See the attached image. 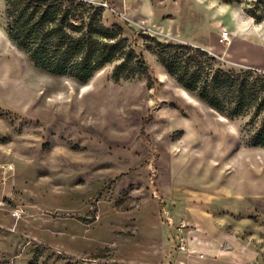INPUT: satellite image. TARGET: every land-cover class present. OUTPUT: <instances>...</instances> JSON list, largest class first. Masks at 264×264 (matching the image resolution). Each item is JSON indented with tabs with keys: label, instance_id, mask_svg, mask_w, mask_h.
<instances>
[{
	"label": "rangeland",
	"instance_id": "rangeland-1",
	"mask_svg": "<svg viewBox=\"0 0 264 264\" xmlns=\"http://www.w3.org/2000/svg\"><path fill=\"white\" fill-rule=\"evenodd\" d=\"M91 1L137 41L151 77L39 68L0 0V264H264V147L153 49L190 43L264 70V20L246 2Z\"/></svg>",
	"mask_w": 264,
	"mask_h": 264
},
{
	"label": "trees",
	"instance_id": "trees-1",
	"mask_svg": "<svg viewBox=\"0 0 264 264\" xmlns=\"http://www.w3.org/2000/svg\"><path fill=\"white\" fill-rule=\"evenodd\" d=\"M224 1L246 2V11L264 20V0ZM6 2L8 34L39 68L87 80L115 63L117 77H151L137 41L120 25L107 24L104 6L91 0ZM153 49L182 86L223 115L244 120L248 142L264 147V70L224 67L209 50L190 43L159 42Z\"/></svg>",
	"mask_w": 264,
	"mask_h": 264
},
{
	"label": "built area",
	"instance_id": "built-area-1",
	"mask_svg": "<svg viewBox=\"0 0 264 264\" xmlns=\"http://www.w3.org/2000/svg\"><path fill=\"white\" fill-rule=\"evenodd\" d=\"M231 37H230V33L229 32H222V37H221V40H222V42L224 41V42H230V39ZM10 167H12V165L10 166ZM15 214H17L18 212H14ZM180 244H179V248L180 249H186V247H187V241H186V239L184 238V237H181V240H180V242H179Z\"/></svg>",
	"mask_w": 264,
	"mask_h": 264
},
{
	"label": "crops",
	"instance_id": "crops-1",
	"mask_svg": "<svg viewBox=\"0 0 264 264\" xmlns=\"http://www.w3.org/2000/svg\"><path fill=\"white\" fill-rule=\"evenodd\" d=\"M125 13L127 14L128 18L132 19L129 17V13L131 14V11L129 10L127 3L125 4Z\"/></svg>",
	"mask_w": 264,
	"mask_h": 264
},
{
	"label": "bare ground",
	"instance_id": "bare-ground-1",
	"mask_svg": "<svg viewBox=\"0 0 264 264\" xmlns=\"http://www.w3.org/2000/svg\"><path fill=\"white\" fill-rule=\"evenodd\" d=\"M224 32H228V31H224ZM224 32H223V33H224Z\"/></svg>",
	"mask_w": 264,
	"mask_h": 264
}]
</instances>
